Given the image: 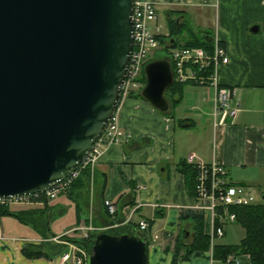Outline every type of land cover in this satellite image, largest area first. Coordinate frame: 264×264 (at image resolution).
Instances as JSON below:
<instances>
[{
  "label": "crops",
  "instance_id": "crops-1",
  "mask_svg": "<svg viewBox=\"0 0 264 264\" xmlns=\"http://www.w3.org/2000/svg\"><path fill=\"white\" fill-rule=\"evenodd\" d=\"M150 1L156 5L160 27L163 17L175 15L179 24L190 16L202 31L219 39L229 57L219 69L220 83L236 88L240 112L233 122L214 125V90L193 84L184 86L174 118L139 95L121 100L117 107L124 133L121 143L101 156L87 195L75 201L60 195L48 203L49 230L57 237L69 232L68 238L79 239L80 232L72 230L82 225L99 232L115 225L132 226L139 232L137 222L144 219L149 224L143 234L147 264H224L212 259L211 250L194 251L188 260L175 255L177 241L186 237V246L192 240L191 220H181L180 215L194 205V187L187 184L179 165L189 154L205 162L216 158L232 183L241 186L254 182L249 170L264 168V0ZM252 26H258L256 33L249 31ZM104 199L116 205L114 217L106 212ZM7 207L27 212L42 210L44 204L28 198ZM225 236L226 230L220 239ZM41 240L33 228L14 217H0V264H61L58 257L27 259L20 254L26 244ZM241 264L251 263L241 256Z\"/></svg>",
  "mask_w": 264,
  "mask_h": 264
},
{
  "label": "water",
  "instance_id": "water-1",
  "mask_svg": "<svg viewBox=\"0 0 264 264\" xmlns=\"http://www.w3.org/2000/svg\"><path fill=\"white\" fill-rule=\"evenodd\" d=\"M132 12L133 0H0V197L42 194L89 153L119 101ZM144 75L141 97L166 112L169 63ZM147 252L139 236L101 232L85 264H147Z\"/></svg>",
  "mask_w": 264,
  "mask_h": 264
},
{
  "label": "built area",
  "instance_id": "built-area-1",
  "mask_svg": "<svg viewBox=\"0 0 264 264\" xmlns=\"http://www.w3.org/2000/svg\"><path fill=\"white\" fill-rule=\"evenodd\" d=\"M132 49L120 87V101L131 94L139 93L144 86L143 70L145 64L151 59L152 54L160 47L158 40L160 26L157 25L156 5L150 0H133L132 12ZM151 24H154L151 27ZM167 61L170 64L173 82L178 84H193L212 88L215 92L212 117L214 125H224L233 122L240 112L239 104L235 100L236 88L223 86L219 79V69L229 63L226 48L219 39L212 41V50L209 52L200 47H173L167 52ZM124 133L119 126L117 111L113 113L105 125L101 135L93 144L84 160L72 173L54 188L43 193L47 202L55 200L70 188L79 177L81 171L89 169L91 178L103 153L111 146L121 143ZM185 162L195 170L194 176V205L192 210L200 213L204 222V234L209 238L210 247L216 239L224 236L226 224L235 222L233 207L255 205L259 202L255 195L245 186L232 183L225 165L213 158L209 162L198 159L194 154H189ZM26 197L2 198L0 205H10L24 202ZM103 206L109 216L114 217L117 207L109 199L103 200ZM129 221V217L125 222ZM138 229L144 232L148 229V222L141 219L137 223ZM113 227H116L113 226ZM79 231L83 239L98 231L92 226H80L72 230ZM66 233V235H68ZM58 240L55 238L54 240ZM67 251L60 257V263L85 264L88 248L64 242ZM241 256L229 255L224 264H241Z\"/></svg>",
  "mask_w": 264,
  "mask_h": 264
},
{
  "label": "trees",
  "instance_id": "trees-1",
  "mask_svg": "<svg viewBox=\"0 0 264 264\" xmlns=\"http://www.w3.org/2000/svg\"><path fill=\"white\" fill-rule=\"evenodd\" d=\"M167 26L169 34L166 38H168V40H166L165 37H158L159 43L163 45L162 50L164 55L162 57L155 56L152 60H167V51L170 47H200L209 52L212 50L213 37L209 31H202L199 38L192 34L191 39L180 42L177 40V35L181 31L182 24H178L176 19H172L170 17L167 20ZM142 81H145L144 76ZM184 86L185 85L183 84L173 82L166 89L165 98L168 101L169 108L166 112H161L163 115L174 118V109L182 99V90ZM179 170L184 175L187 184H192L194 187V168L191 165H188L185 161H182L179 165ZM93 175L91 178L89 169H84L81 171L79 177L73 182L70 188L61 195H65L73 201L80 196L87 195L91 181L93 182ZM28 198L42 202L44 204V208L37 211L12 212L7 206L0 205V217H14L20 223L33 228L40 235L42 239L40 244H26L22 248L21 254L23 257L27 259L42 258L52 260L62 255L66 251L67 247L61 243L54 244L50 242V240L56 236L49 230V216L46 212L48 209V202L43 197V194L29 196ZM231 212L235 214V223L243 228L245 232L244 238L237 245L215 244L212 247V259L214 261L224 263L229 255H248L251 264H264V200L261 199L260 203L256 205L233 207L231 208ZM180 218L181 220H191L192 228L190 230V237L192 240L186 246L183 244L186 237L179 242L177 241L174 247L176 257H181L182 260H188L194 251H209L210 242L208 236L204 234V222L202 215L194 210H185L182 211ZM120 222L117 220V223ZM102 232H106L111 235H121L124 233L136 235L146 241V238L143 235L144 232H136L133 230L132 226H127L125 228L116 227ZM96 235L97 233L91 234L87 239H69L63 236L59 239L78 246L90 247L92 240ZM181 251L183 252L182 256H180Z\"/></svg>",
  "mask_w": 264,
  "mask_h": 264
},
{
  "label": "rangeland",
  "instance_id": "rangeland-1",
  "mask_svg": "<svg viewBox=\"0 0 264 264\" xmlns=\"http://www.w3.org/2000/svg\"><path fill=\"white\" fill-rule=\"evenodd\" d=\"M175 18H176L175 15L172 16V19H175ZM167 20L164 19L163 17L162 20L160 21V23H162V26L160 27L161 30H160L159 36L165 37V38L169 34ZM178 22L179 24L181 23L182 26H181L180 33L177 35V40H179L180 42L187 41L192 38V34L196 36L197 38H199V35L201 34V31H202L200 29L201 27L197 21L192 19V17L187 16L184 19H182V21L180 19ZM153 26L154 24H151V27ZM166 40H168V38H166ZM162 47L163 45L160 44V47L156 50L154 54H152L151 58L155 56L162 57L164 55ZM249 171L251 172L250 173L251 177L254 178V182L253 181L250 182L249 186H245V185L243 186H245L249 192L253 193L255 197L257 198V200H261L262 196L264 195V168L261 167V168H257L255 170H249ZM224 229L226 230V236L224 237V239L216 240L215 241L216 244L237 245L244 238L245 232L243 228L236 223H232V224L228 223L225 225ZM65 237L68 238L67 236ZM54 239L55 237L52 238L50 242L54 244L61 243L59 239L58 240L57 239L54 240ZM69 239H72V238H69ZM40 243L41 242H39L38 244ZM29 244H32V243H29ZM21 250H20V254H21Z\"/></svg>",
  "mask_w": 264,
  "mask_h": 264
}]
</instances>
